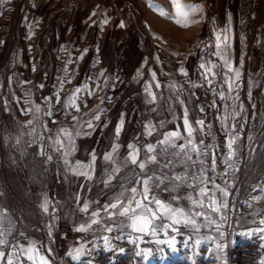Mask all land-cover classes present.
Segmentation results:
<instances>
[{"label": "rangeland", "instance_id": "obj_1", "mask_svg": "<svg viewBox=\"0 0 264 264\" xmlns=\"http://www.w3.org/2000/svg\"><path fill=\"white\" fill-rule=\"evenodd\" d=\"M175 3L182 9L195 5L200 11L190 13L184 26L176 23L182 18L176 15L173 0H0V220L11 231L8 240L19 245L15 251L4 247L0 264H7L9 256L13 264H41V258L47 264H76L68 253L81 244L87 250L96 249L92 264H109V257L114 264H261L264 260L258 237L241 235L259 227V219L264 218V0ZM161 11L167 15H161ZM121 22L124 27H120ZM217 35L222 40L228 38L223 58L213 55ZM224 59L233 72L229 73L227 66L221 72ZM202 62L206 67L218 66L214 69L217 75L208 76L211 85L199 67ZM225 81L232 84L231 91ZM148 85L156 95L155 102H150L145 92ZM78 87L80 93L75 91ZM221 91L223 100L219 99ZM72 96L79 111L67 104ZM37 107L39 112L34 111ZM185 107L194 128L199 127L195 121H205L204 131L194 134L198 147L201 139L208 146L207 158L201 156L202 165L210 163L213 167L215 154L216 171L210 174L220 178L223 174L221 187H227L225 180L231 185L228 207L221 213L227 219L219 220L223 237L215 228L203 227V217H195L199 232L180 224L176 226L179 235L171 228L167 236L164 229L155 236L130 229L107 233L103 230L107 218L103 205L109 202L112 189L118 188L125 172L129 179L134 173L122 170L106 188L102 181L109 179L110 162L102 156L117 143L122 156L127 144L137 141L154 145L149 156H164L161 149L166 146L158 143L164 134L177 130L186 136ZM201 107L204 112L199 111ZM95 114H100L101 120L93 121L94 128H77V122L85 124ZM121 120L124 124L117 138L115 128ZM232 124L236 125L234 132ZM145 125L151 126V137L146 135ZM61 128L81 132L73 136L74 151L68 157L71 162L87 167L92 163L91 155H96L92 181L74 175L65 166L54 143L58 134L63 137ZM233 134L239 137V148L226 164V141ZM182 143L185 141H176V152H180ZM144 150L142 147L139 153L141 160ZM191 155L193 160L197 158L196 153ZM155 162L146 167L154 169ZM151 192L149 199L154 195L166 205L185 211L192 208L186 200L192 195L177 185L163 187L158 183ZM256 196L262 199L255 201ZM45 199L48 212L41 206ZM83 203L89 204L87 214L80 211ZM149 206L160 211L155 204ZM92 210L99 212V223L93 230L77 233L75 227L90 223ZM163 223L170 221L165 218ZM105 235L141 239L137 240L139 247L124 239L113 240L126 249V254L113 255L100 251ZM174 235L175 251L168 244L156 243ZM208 236L224 246L222 259H218L215 243L203 242ZM186 238L188 247L184 246ZM196 239L202 241L200 246H195ZM29 246L34 247L32 261L20 251ZM138 250L150 254L137 257ZM83 259L92 257L86 252Z\"/></svg>", "mask_w": 264, "mask_h": 264}, {"label": "snow or ice", "instance_id": "obj_2", "mask_svg": "<svg viewBox=\"0 0 264 264\" xmlns=\"http://www.w3.org/2000/svg\"><path fill=\"white\" fill-rule=\"evenodd\" d=\"M174 2V7L176 9V15L181 17L182 19H177L176 23L181 24L183 23L184 26H187L189 23L188 17L190 13H196L200 11V9L195 5H188L186 9H182L179 4ZM161 15H167V13L161 11ZM108 21L105 20L104 23L106 24ZM120 27H124L123 22L120 23ZM227 36L222 37L221 35H217L215 44V52L213 55H216L218 57L223 58L227 53ZM222 43L224 44V47H222ZM87 51V50H85ZM83 57H81L82 59ZM227 66V71L229 73L233 72V68L231 65H229V62L227 59H224V65L221 67V72L223 71V67ZM200 69L204 70V79L207 81L209 85H211L212 80L208 78L209 74H211L212 77H215L217 75V72L214 71L218 66L216 64H210V66L206 67L205 63H201L199 65ZM181 73L185 76L188 75V73L181 68ZM101 76L104 75L103 72L100 73ZM153 78L155 79V73H153ZM235 78H239V72H235ZM225 83L228 84V90H232V84L228 81H225ZM197 86V85H194ZM40 87H43V85H40ZM151 85L146 86L145 92L147 96L151 97L150 102H155L156 95L151 91ZM156 87H160L159 84H156ZM76 93H80L82 91L81 88H76ZM89 95H91V92H89ZM219 99L223 100L224 92L221 91L219 93ZM58 102V98H57ZM180 103H184V101H180ZM67 104L71 107H75L76 111H79V107L76 104V97L72 96ZM213 107L216 106L215 100L213 101ZM35 112H39L40 109L37 107L34 110ZM103 111L102 109L100 110ZM200 112H204V107H201L199 109ZM52 113L49 112L48 115H51ZM75 119V118H74ZM101 115L95 114L91 119L85 121V124H80L77 122V128H84L85 125L88 129H92L95 127L93 121H100ZM32 123V121H29ZM124 124V121L121 120L119 122V125L115 128V137H119L121 134V129ZM195 124L198 125V128H194L193 124L189 120V112L188 109L185 107L183 111V127L184 132L186 133V136H182L181 133L177 130L169 131L168 133L163 135V139L159 140L158 143L165 145V149H161L162 154H167V149H171L173 155L176 157L177 162H180L181 153H183V159L185 161H191V163L186 164L181 171L184 173H190L193 178L195 179L196 176L200 175L201 173L204 174L201 183L204 185L199 189V194L197 197L188 196L186 197V200L192 205L191 209H188L187 211L180 209L179 207H172L170 205L164 204L160 199L156 198L154 195L151 196V199H149L152 189L160 183V179L156 174V170L153 168L146 167L147 163H153L157 160V155H151L148 154L154 152V145L152 143H147L146 145H140L139 141L136 143H129L126 146V153L124 155H120L118 153V149L120 147L119 143L113 145L111 147V151L108 152V154L103 155L102 159L105 162H110L108 165L109 167V179L107 181H102L104 186L106 188L110 187L111 185V179L113 176L122 170L131 171L134 173L133 177L131 179L128 178L127 172H125V175L121 179L118 188L112 189V195L109 198V202L103 205V210L106 213V220L104 221L105 227L103 228L104 231L107 233H113L114 230L123 233L126 230L130 229L133 233H140L143 235H157L161 229H164V235H168V229L171 228L173 232L176 233V235H179V230L177 229V225L183 224L188 227H195L197 224V221L195 217H203L204 224L203 227H209L214 225L215 231L219 234V236L223 237V232L221 231V223L217 222L216 218L213 217L212 213H222V210L227 209L228 207V197L230 196V192L228 191V188L231 187V185H228L227 180H225V184L227 187H221L219 184L216 183V176H213L211 178V181L207 178V169L205 168H199L196 169L195 172L192 171V168L195 164H203L204 160L201 159V156H203L205 159L207 158V152H208V146L204 145L203 139L199 141L200 147H198L197 142L195 140V135L197 132H203L204 131V125L205 121L203 119L195 121ZM146 129V135L148 137H151L153 135V131L151 129L150 125L144 126ZM235 124H232L233 132L235 131ZM60 132L63 133V137L61 138L58 134L57 139L54 141V143L57 145V151L60 152V154L64 157V163L65 166L68 168L70 172H72L74 175L81 176L83 179L92 181L94 179L93 177V164H95L97 157L95 154L91 155V164H88L87 167H85L84 164H81L80 162H71L68 157H70L72 151H74V144H73V136H79L81 135V132L79 131H69L68 129L61 128ZM239 139L236 135H232L227 141V149H228V157L224 161L226 164H228L229 161H231L232 156L234 155V152L238 150L239 145H236V141ZM177 140H184L185 143L180 144L178 147L180 149V152H176L175 149L177 148L176 141ZM234 145L236 146L234 148ZM144 148V159L141 160L139 157V153L141 148ZM192 153H196L197 158L195 160L192 159ZM41 155H43V150H41ZM115 154V155H114ZM47 159L51 160V156L47 157ZM212 164L213 167L211 169L212 172L216 171V157L215 154H213L212 158ZM111 165H118L116 168H112ZM131 166H136L135 168ZM231 167V164H229V168ZM138 170V171H137ZM225 176H227V169L224 173ZM182 177L181 175H176L174 178H172L171 184H175L176 181H181ZM211 183L212 187L209 189L207 185ZM138 186H140V190L138 192ZM171 186V185H169ZM264 191V189H262ZM217 193H219V198H217ZM139 197V198H138ZM261 196H256L255 201L261 200ZM205 200H207V204H205ZM147 202V203H146ZM151 204H155L157 209L160 210L159 212L153 211V209L149 206ZM42 209L45 212H48L49 210V202L48 199H45L42 203ZM250 208L252 207L251 204L248 205ZM187 208V205L185 206ZM200 209L199 211H193V209ZM210 209V211H208ZM110 210H116V211H110ZM80 211L82 213H89L90 207L88 203H83ZM150 214V215H148ZM99 216V212L96 210H92L90 213V223L85 226V224L81 223L78 227H75V231L77 233H85L89 230H93V225H97L99 221L96 219V217ZM170 221V224H165L163 221L165 220ZM227 219V216L224 214H221L219 217V220L223 222ZM161 221L160 224H156L155 221ZM4 220H0V257L5 256V252L3 250L4 247L12 248L14 251L15 249L19 248V245H14L8 240V236L11 235V231L8 228H5L4 226ZM253 224L256 223V220L253 219ZM259 227L255 228H249V230L242 232L241 235L252 238L253 236H257L260 244L259 247L261 249H264V218L259 219ZM243 226V225H242ZM200 228L195 227V231L199 232ZM104 243L102 248L100 249L101 252H110L115 255L116 253L119 254H126V249L124 247H118L117 244L113 242L120 241L122 239L125 240L126 243L136 245L137 240L141 239V237L133 238L131 235L128 237H123L121 235H115L113 238H110V236L105 235L102 237ZM176 239V236H172L171 239H165V240H157V244H168L170 247H172L173 251H175L174 241ZM212 241L215 243V249L220 254L218 255V259H222V254L224 250V246L216 242L215 239L212 236H208L203 242ZM202 244V241L200 239L195 240V246H200ZM184 246L188 247V239L186 238L184 240ZM21 252L27 253V260L32 261L33 260V252L34 247H26L20 249ZM86 252L92 257V259H88L87 261L83 259L86 255ZM96 252L95 248H92L90 250L86 249V246L84 244H81L80 247H77L74 252H69L68 255L70 259L76 264H92V260L95 259L94 253ZM144 255L145 258L150 254L149 251L145 250L143 253L142 251L138 250L135 252V255L137 257H140L141 255ZM195 255V253H194ZM7 264H13V260L11 256L7 259ZM41 264H47V261L43 260L41 258ZM109 264H114V261L111 257H109ZM224 264H226V261H224ZM261 264H264V260L261 261Z\"/></svg>", "mask_w": 264, "mask_h": 264}, {"label": "crops", "instance_id": "obj_3", "mask_svg": "<svg viewBox=\"0 0 264 264\" xmlns=\"http://www.w3.org/2000/svg\"><path fill=\"white\" fill-rule=\"evenodd\" d=\"M189 163H191V161H185L183 159V153L181 154L180 162H177V159L173 155L172 151L167 152V154H164V156L163 155L159 156L157 158V161L154 163V167H155L154 169L156 170V174L161 181L160 182L161 186L169 187V185H177L180 188V190L184 191V193L197 197L199 194V192L197 190H199L201 187L204 186L201 183V180H202L204 174H202L203 175L202 177H199V175H198L194 179L190 173L182 172L181 169L186 164H189ZM199 168L207 169L208 171H207L206 175L207 176L211 175L210 176L211 178L213 176H216L215 173L210 174V171L212 169L210 163H208L206 165L199 164V166L194 165L192 168V171L195 172L196 169H199ZM178 171H181V173H179ZM175 173H176V175H181L182 180L176 181L175 184H171L172 178H174L176 176ZM186 176H187V179L185 178ZM216 177H217L216 180H218V181H216V183L219 184V180L223 177V174H221V178L219 177V175ZM207 178L209 181H211V178H209V176ZM194 182L196 183L195 185H193ZM196 185H198L197 189L195 188ZM156 186L154 188H156ZM207 187L211 189V187H212L211 183H209L207 185ZM192 190H196L197 192L196 191L193 192ZM205 204H206V201H205ZM208 211H210V209ZM212 215H213V217L216 218L217 222H219V217H220L221 213L220 214L212 213ZM213 228H215L214 225H212L210 229H213ZM217 240L218 239L216 238L215 241L217 242ZM212 244H214V243L212 242ZM214 246H215V244H214Z\"/></svg>", "mask_w": 264, "mask_h": 264}]
</instances>
